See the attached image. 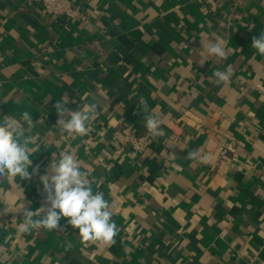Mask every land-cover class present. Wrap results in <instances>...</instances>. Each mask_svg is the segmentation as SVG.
<instances>
[{
	"label": "crops",
	"instance_id": "0c3cea01",
	"mask_svg": "<svg viewBox=\"0 0 264 264\" xmlns=\"http://www.w3.org/2000/svg\"><path fill=\"white\" fill-rule=\"evenodd\" d=\"M71 1L86 22L0 0V114L43 119L31 179L0 180V264H264V56L251 46L264 0ZM217 39L225 58L200 52ZM62 97L73 111L98 103L86 136L57 128ZM142 100L165 136L146 128ZM132 133L149 135L145 152ZM64 149L111 203L114 245L83 241L68 218L18 233L16 209H38L40 177Z\"/></svg>",
	"mask_w": 264,
	"mask_h": 264
},
{
	"label": "clouds",
	"instance_id": "9594fccd",
	"mask_svg": "<svg viewBox=\"0 0 264 264\" xmlns=\"http://www.w3.org/2000/svg\"><path fill=\"white\" fill-rule=\"evenodd\" d=\"M201 42L203 50L200 52L207 56L225 58L231 51L226 50L225 42L221 39ZM251 46L260 56H264V31L260 32L259 37H253ZM232 74V68L228 66L225 71H214L213 76L217 84H226ZM68 103L69 100L62 97L54 105L59 117L57 128L69 137L86 136L91 123L99 115L98 103L85 104L75 111L66 107ZM139 107L144 114L145 126L153 138L165 136L160 116L150 112L147 101L142 100ZM37 121L43 124V119ZM37 121L33 120L28 111H24L19 119L0 114V180L17 177L21 180L31 179L28 171L32 167L30 156L41 147L36 136L31 134ZM187 155L189 159H199L201 162L207 159L199 149H194ZM40 180L46 193L47 206L33 211L25 207L23 200L16 209V212L23 211L22 223L17 226L18 233L27 234L38 229L53 231L59 228L62 218H68L67 224L79 230L83 241L105 246L116 243L119 228L112 220V205L104 198L103 192H93L90 173L82 170L75 151H61L59 158L53 159L50 174L42 175ZM6 212H9V207L0 212V215Z\"/></svg>",
	"mask_w": 264,
	"mask_h": 264
},
{
	"label": "built area",
	"instance_id": "2783aa9c",
	"mask_svg": "<svg viewBox=\"0 0 264 264\" xmlns=\"http://www.w3.org/2000/svg\"><path fill=\"white\" fill-rule=\"evenodd\" d=\"M240 2L241 0H234ZM29 5L40 4L47 12L52 14L54 17H65L70 19H75L78 21L86 22L88 16L85 11L74 4L71 0H26ZM1 56V53H0ZM128 145L136 152H145L150 144V137L148 134L137 135L130 134L128 136ZM36 197L38 202V209L42 206H47L46 193L43 189V184L40 183L36 188Z\"/></svg>",
	"mask_w": 264,
	"mask_h": 264
}]
</instances>
